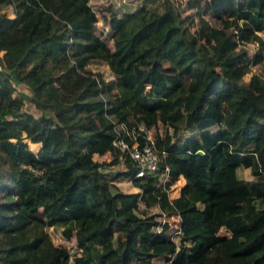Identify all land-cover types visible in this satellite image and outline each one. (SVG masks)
Instances as JSON below:
<instances>
[{"label": "trees", "instance_id": "obj_1", "mask_svg": "<svg viewBox=\"0 0 264 264\" xmlns=\"http://www.w3.org/2000/svg\"><path fill=\"white\" fill-rule=\"evenodd\" d=\"M89 1L0 0V264H264V42L250 53L244 41L264 35V0H209L212 22L200 17L196 32L172 0L108 10L112 46ZM16 83L40 115L22 109ZM113 121L166 127L154 137L165 183L135 176ZM182 121L196 134L174 142ZM140 203L177 213L178 241Z\"/></svg>", "mask_w": 264, "mask_h": 264}, {"label": "rangeland", "instance_id": "obj_2", "mask_svg": "<svg viewBox=\"0 0 264 264\" xmlns=\"http://www.w3.org/2000/svg\"><path fill=\"white\" fill-rule=\"evenodd\" d=\"M174 3L178 4V9L180 13V19L182 20V23L185 27H187L188 31L196 32L197 29L200 26L199 18L203 17L207 20H211L210 15L206 12L207 11V3L209 0H172ZM142 0H90L89 4L95 11L97 17H98V22L96 23V33L108 44H111L112 46V41H111V30L109 29L108 26V17L110 16L108 10H113L115 13L118 15H122L124 12H130L135 10L140 4ZM146 5L154 8L157 7L159 4V1H146ZM3 11L10 17L13 16V8L10 4H6L3 7ZM212 22V20H211ZM8 40L15 41L16 40V33L12 32L7 35ZM246 43V49L250 53L254 52L257 50L259 45L264 42V35L263 33H254L252 34L249 38L244 39ZM206 45L203 43L202 44V50L205 53ZM208 55L205 53L204 58H207ZM159 62L163 64H169V62L161 61ZM95 71H99L102 73L104 77H109L110 73L107 69V67L100 65L98 66H93L92 67ZM260 69L259 67H255V70L257 71ZM249 75H245L243 78H238L237 82L240 84H245L248 81ZM184 82L189 84V80L185 79ZM18 93L22 96L23 99V110H26L28 112H31L33 115L38 116L41 114V110L38 108H35L34 104L31 101L32 97V92L31 90L24 84H19L16 83L15 85V94ZM194 127L193 126H186L185 123L182 121L175 129H168L171 137L173 138L174 142L178 141V138H182L184 136H189V135H195L196 133H193ZM166 131V127L163 125H159L158 127L149 130V135L152 137H155L156 135H162L164 136ZM101 161H109L110 157L109 156H101L99 158ZM111 169L118 170V169H124V165L118 164L115 165L114 167H111ZM239 175H243L242 172L239 173ZM116 182V185L123 190H128V179L124 177H119L117 180H114ZM114 189V188H112ZM137 213L140 214H148V215H157L158 210L157 209H145L144 207H141L140 210H136ZM157 218V217H156ZM158 219V218H157ZM174 218H171L172 223H174ZM173 232L172 235L176 241H178V237H176L174 234L175 228H172ZM46 231L49 233L52 241L56 245H63L68 248L71 254L77 253L78 248L76 246V242L74 240V236L67 239L63 236L62 232L59 229H55L51 226L46 227ZM221 232L224 233V230H221ZM155 264H164L165 263V258H159L154 261Z\"/></svg>", "mask_w": 264, "mask_h": 264}, {"label": "built area", "instance_id": "obj_3", "mask_svg": "<svg viewBox=\"0 0 264 264\" xmlns=\"http://www.w3.org/2000/svg\"><path fill=\"white\" fill-rule=\"evenodd\" d=\"M113 130L114 138L112 143L120 151H123L137 167L135 176L156 177L159 183H165L167 174L160 171V161L162 158L155 150V139L149 135V130L140 125L136 134L133 129L129 130L123 123H116L115 121H113ZM138 137L143 138V143H140ZM160 212L163 217L165 213ZM159 220L161 219L159 218ZM179 233V228H176L174 231L175 236L177 237Z\"/></svg>", "mask_w": 264, "mask_h": 264}, {"label": "crops", "instance_id": "obj_4", "mask_svg": "<svg viewBox=\"0 0 264 264\" xmlns=\"http://www.w3.org/2000/svg\"><path fill=\"white\" fill-rule=\"evenodd\" d=\"M103 156H109L110 157V155H109V153H106L105 155H103ZM114 167V166H113ZM178 182L180 183V185H182L184 182H185V179L183 178V177H181L179 180H178ZM115 184H116V182H115ZM127 184H129V186H128V191H138V188L137 187H135V186H133L132 184H131V182L130 181H128V183ZM180 185H179V187H180ZM179 187L176 189H174L173 191H172V193H173V195L171 194V190H168V196H169V198L170 199H173V198H176V197H178V195H179ZM141 207H144L145 208V206H144V204L143 203H140L139 205H138V208L137 209H139L140 210V208ZM145 209H150V210H153V209H157L158 210V213H157V218L159 219H161V221H163V222H167L168 224H169V228H175V230H176V228H179V226H180V219H179V216H178V214L177 213H175V212H169V213H165L164 214V216L162 217L161 216V210L159 209V206L156 204V205H152V206H150L149 208H145ZM139 215H142V214H140V213H138ZM176 218V219H174L175 221H174V223H172V220H170L171 218ZM157 229H159V228H157Z\"/></svg>", "mask_w": 264, "mask_h": 264}]
</instances>
